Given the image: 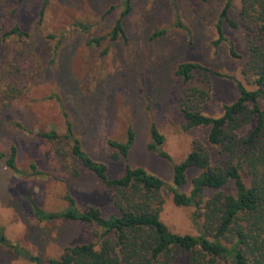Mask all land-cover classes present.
I'll return each mask as SVG.
<instances>
[{"label": "rangeland", "instance_id": "1", "mask_svg": "<svg viewBox=\"0 0 264 264\" xmlns=\"http://www.w3.org/2000/svg\"><path fill=\"white\" fill-rule=\"evenodd\" d=\"M122 1L0 0V151L5 153L0 160V227L8 243L22 250L16 253L0 245V264H35L26 252L45 264L66 246L95 242L101 231L83 221L42 219L38 209L61 212L70 206V197L78 210L94 206L103 217L118 214L112 189L71 153L72 142L42 138L39 132L63 135L68 120L81 149L106 166L108 178L121 176L127 165L141 166L171 184L174 165L185 159L196 140L213 162L224 160L207 141L208 127L183 129L179 105L188 85H203L209 98L201 110L217 117L239 95L234 79L255 88L242 72L248 32L225 22L227 40L213 44L226 0H133L125 15ZM110 6L115 8L106 13ZM238 7L234 1L228 13L237 21ZM119 17L125 39L111 40L109 31ZM15 26L26 34H7ZM228 43L237 57L230 55ZM185 61L219 75L195 72L185 83L175 74ZM260 106L264 108V100ZM153 124L164 136L159 148L168 158L146 146ZM129 127L133 145L126 158H115L108 142H124ZM11 146L17 171L6 164ZM198 173L195 167L186 170L181 192L189 195ZM226 189L232 191V185ZM161 191V221L172 232L198 234L202 218L194 214L195 207L176 205L166 188ZM176 264L185 263L179 258Z\"/></svg>", "mask_w": 264, "mask_h": 264}, {"label": "trees", "instance_id": "2", "mask_svg": "<svg viewBox=\"0 0 264 264\" xmlns=\"http://www.w3.org/2000/svg\"><path fill=\"white\" fill-rule=\"evenodd\" d=\"M132 1H122V15L131 10ZM234 1L237 0H226L219 12L213 44L217 46L227 40L222 28L225 22L248 32V52L242 72L252 78L255 88L248 89L234 79L239 95L232 103L224 104L217 117L201 110L209 98V89L203 85H188L179 105L183 129L208 127L207 141L224 160L213 162L205 145L196 140L185 159L174 165L171 184L141 166L127 165L121 176L108 178L106 166L91 160L81 149L68 120L63 135L55 130L37 133L46 139L62 137L71 141V153L112 189L118 211L117 215L103 217L94 206L78 210L70 197V206L61 212L36 210L42 219L83 221L101 228L95 242L66 246L57 258H49L45 264H176L179 258L185 264H264V108L260 106V100H264V0H238L239 21L228 14ZM114 8L110 6L106 13ZM7 34L26 33L15 26ZM108 36L111 40L125 39L121 17L115 20ZM91 42L98 43L99 39ZM228 44L230 55L237 57L233 45ZM195 72L206 77L219 75L192 61L180 62L175 74L190 83ZM247 125L249 130L242 133L241 129ZM149 136L147 148L168 158L159 148L164 136L154 124L150 126ZM133 142L134 132L129 127L124 142L109 140L108 143L116 150L115 158H126ZM4 156L0 151V160ZM15 156L16 149L11 146L6 164L17 171ZM190 167L197 168L199 173L192 178L187 195L180 188L187 182L186 170ZM230 184L232 191L226 189ZM163 188L172 194L176 205L195 207L194 214L202 218L198 234L172 232L161 221ZM207 190H212V194L206 195ZM0 245L13 248L16 253L22 251L8 243L1 227ZM24 255L35 264H42L37 255L27 252Z\"/></svg>", "mask_w": 264, "mask_h": 264}]
</instances>
